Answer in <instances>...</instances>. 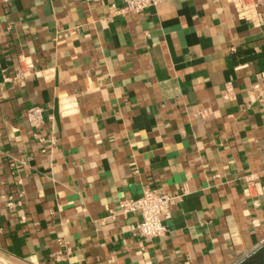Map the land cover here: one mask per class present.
I'll list each match as a JSON object with an SVG mask.
<instances>
[{
  "label": "crops",
  "instance_id": "obj_1",
  "mask_svg": "<svg viewBox=\"0 0 264 264\" xmlns=\"http://www.w3.org/2000/svg\"><path fill=\"white\" fill-rule=\"evenodd\" d=\"M121 5L0 0V257L236 264L264 244V23L227 0ZM145 188L182 194L161 236L111 217Z\"/></svg>",
  "mask_w": 264,
  "mask_h": 264
},
{
  "label": "built area",
  "instance_id": "obj_2",
  "mask_svg": "<svg viewBox=\"0 0 264 264\" xmlns=\"http://www.w3.org/2000/svg\"><path fill=\"white\" fill-rule=\"evenodd\" d=\"M163 0H122V5L117 12L139 13L147 7H155ZM238 17L245 19L255 26L264 23V0H227ZM32 65L26 63L24 68L18 69L14 78L19 84H23L30 74ZM38 72V71H36ZM28 124L38 129L44 123V112L41 106L32 105L26 110ZM182 197L181 193L169 194L155 188H145L138 197L124 198L119 201L116 211H111V217L115 215L126 216L130 213H139L140 220L133 234L142 238L161 236L166 232L163 220L171 215V209L176 200ZM12 203L9 202L8 205ZM0 264H14L8 259L0 257Z\"/></svg>",
  "mask_w": 264,
  "mask_h": 264
},
{
  "label": "trees",
  "instance_id": "obj_3",
  "mask_svg": "<svg viewBox=\"0 0 264 264\" xmlns=\"http://www.w3.org/2000/svg\"><path fill=\"white\" fill-rule=\"evenodd\" d=\"M236 264H264V244Z\"/></svg>",
  "mask_w": 264,
  "mask_h": 264
},
{
  "label": "rangeland",
  "instance_id": "obj_4",
  "mask_svg": "<svg viewBox=\"0 0 264 264\" xmlns=\"http://www.w3.org/2000/svg\"><path fill=\"white\" fill-rule=\"evenodd\" d=\"M252 252H253V251H252ZM252 252H251V253H252ZM249 254H250V253H249ZM249 254H248V255H249ZM245 257H246V256H245ZM241 260H242V259H241ZM237 263H238V262H237Z\"/></svg>",
  "mask_w": 264,
  "mask_h": 264
}]
</instances>
